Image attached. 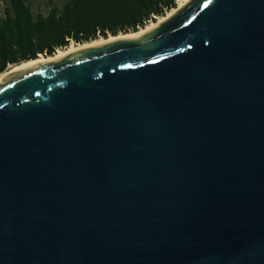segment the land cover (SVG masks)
<instances>
[{
  "label": "water",
  "instance_id": "1",
  "mask_svg": "<svg viewBox=\"0 0 264 264\" xmlns=\"http://www.w3.org/2000/svg\"><path fill=\"white\" fill-rule=\"evenodd\" d=\"M3 81L0 264H264V0Z\"/></svg>",
  "mask_w": 264,
  "mask_h": 264
},
{
  "label": "trees",
  "instance_id": "2",
  "mask_svg": "<svg viewBox=\"0 0 264 264\" xmlns=\"http://www.w3.org/2000/svg\"><path fill=\"white\" fill-rule=\"evenodd\" d=\"M0 16V75L10 66L53 56L70 43L136 33L177 0H68L35 16L28 0H8Z\"/></svg>",
  "mask_w": 264,
  "mask_h": 264
},
{
  "label": "bare ground",
  "instance_id": "3",
  "mask_svg": "<svg viewBox=\"0 0 264 264\" xmlns=\"http://www.w3.org/2000/svg\"><path fill=\"white\" fill-rule=\"evenodd\" d=\"M190 1L191 0H180L178 2V6L175 7L174 9H172L171 11H169L165 16L158 17L157 21L151 22L145 28L140 29L136 33L120 34L116 37L110 36L107 39L99 38V39L92 41V42H89V43L71 45V46L67 47L66 49L58 50L53 56H49V57L39 56L37 59L25 61V62H22L21 64L14 65L10 70H8V71L4 72L2 75H0V84L4 83L3 78L6 75H8L11 71H13L14 69L22 68V67L28 66V65L33 64V63L38 62V61H51V60L63 57V56L70 54L72 52H76V51H79V50H82L85 48H89V47H93V46H97V45H102V44L113 42L116 40L140 37V36L150 32V31L154 30L155 28L161 26L162 24H164L168 19H170L174 14H176L184 6H186Z\"/></svg>",
  "mask_w": 264,
  "mask_h": 264
},
{
  "label": "rangeland",
  "instance_id": "4",
  "mask_svg": "<svg viewBox=\"0 0 264 264\" xmlns=\"http://www.w3.org/2000/svg\"><path fill=\"white\" fill-rule=\"evenodd\" d=\"M68 0H28L29 5L31 6V9L34 13L35 16L37 15H47L49 13V11L54 7V6H58V7H62ZM180 0L176 1V7L178 6V2ZM9 3L8 0H0V16L4 15L5 12V7L7 6V4ZM168 13V12H167ZM166 13V14H167ZM157 21V17L155 18V20L150 21L148 24H150L151 22H155ZM147 24V25H148ZM130 34V33H129ZM71 45H77L74 42L70 43L69 46ZM65 49V48H64ZM42 56V55H41ZM13 66H10L8 68V70H10ZM7 70V71H8ZM3 84V83H2Z\"/></svg>",
  "mask_w": 264,
  "mask_h": 264
}]
</instances>
